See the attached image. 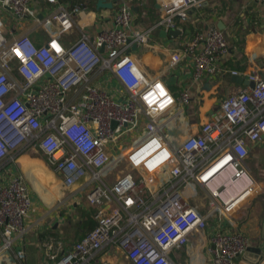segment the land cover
Wrapping results in <instances>:
<instances>
[{
    "label": "built area",
    "instance_id": "2783aa9c",
    "mask_svg": "<svg viewBox=\"0 0 264 264\" xmlns=\"http://www.w3.org/2000/svg\"><path fill=\"white\" fill-rule=\"evenodd\" d=\"M46 1L36 8L38 0H0V264L26 260L24 249L14 246L27 233L32 200L17 157L31 150L44 156L64 189H81L95 209V226L72 247L41 246L48 264H109L100 256L108 245L131 264H173L172 249L205 230L213 213L232 212L254 191L250 183L226 201L211 191L204 215L180 189L202 186L226 167L234 170L231 179L248 172L249 147L264 134V70L257 66L264 31H250L244 40L252 87L222 98L198 131L179 141L170 131L190 102L191 85L205 76L242 75L221 67L230 55L223 32L195 31L179 48L153 45L151 28L135 27L122 0L112 6L111 24L90 37L86 0ZM156 2L153 28L166 32L181 31L178 22L201 5ZM250 2L264 7V0ZM24 21L34 24L42 42L16 32ZM176 68L190 73L179 96L165 80ZM209 242L210 264H235L250 246L242 232L222 229Z\"/></svg>",
    "mask_w": 264,
    "mask_h": 264
},
{
    "label": "crops",
    "instance_id": "0c3cea01",
    "mask_svg": "<svg viewBox=\"0 0 264 264\" xmlns=\"http://www.w3.org/2000/svg\"><path fill=\"white\" fill-rule=\"evenodd\" d=\"M60 1L72 4L74 0ZM120 1L122 0L114 4ZM123 1L134 12L135 27L141 30L151 28L149 42L153 45L179 48L195 31H206L210 28L221 30L230 44V55L221 67L241 72L240 77L247 81L246 74L254 66L248 63L243 54L244 40L250 31H264V7L255 5L250 0H201L199 7L190 10L188 21L178 22L181 31L172 30L177 33L163 37V29L153 28L159 17L157 0ZM96 2L97 0H86L85 3L84 26L90 37L96 34L99 27L111 24L113 8L97 9ZM33 5L43 8L48 3L46 0H38ZM16 32H28L38 43L44 40L31 21H24L19 27L16 26ZM257 66L264 70V59H259ZM165 80L173 95L179 96L182 88L190 84L189 69L182 71L176 68ZM244 86L246 85H239L227 76L203 77L198 85H191L190 102L184 106V115L170 134L180 141L189 133L197 132L200 124L215 110L225 94L236 92ZM17 163L30 191L32 206L25 220L27 233L22 240L16 241L14 247L24 249V264H48L41 246L51 241L56 248L72 247L93 227L95 209L88 205L84 191L78 188L70 189L71 199H61L64 191L59 190H66L62 186L61 177L51 169L40 153L33 150L23 152L18 155ZM245 163L248 172L238 178L231 179L234 170L226 167L202 186L192 182L180 189L182 197L204 215L209 211L211 191H218L216 198L220 201L234 197L250 183H253L254 191L232 212L218 217L209 216L205 230L190 233L185 245L172 249L169 258L173 264H210L209 236L218 229L242 232L249 239L250 246L264 242V134L249 147ZM35 191H39L44 200ZM100 256L109 264H131L124 253L113 245L106 246ZM235 264H241L240 256L235 259Z\"/></svg>",
    "mask_w": 264,
    "mask_h": 264
},
{
    "label": "water",
    "instance_id": "95a60500",
    "mask_svg": "<svg viewBox=\"0 0 264 264\" xmlns=\"http://www.w3.org/2000/svg\"><path fill=\"white\" fill-rule=\"evenodd\" d=\"M117 0H111L107 2L106 0H97L96 8H108L111 9L113 4ZM156 7L158 4L156 3ZM177 31H169L168 33L163 31V37H166L167 34L175 35ZM231 79L237 84H244L246 86L252 87V84L248 81H244L240 76H232ZM114 125V123H113ZM241 264H264V242L257 246H249L246 251L240 256Z\"/></svg>",
    "mask_w": 264,
    "mask_h": 264
},
{
    "label": "rangeland",
    "instance_id": "374dc122",
    "mask_svg": "<svg viewBox=\"0 0 264 264\" xmlns=\"http://www.w3.org/2000/svg\"><path fill=\"white\" fill-rule=\"evenodd\" d=\"M224 96H227V94H225ZM109 183H111V181H109ZM59 185H60V184H59ZM36 187H39V186L36 185ZM60 188H61V186H60ZM59 191H60V192H63V191H64V193H63L61 199H65V198H66V200L71 199V197L69 196V195H70L69 193H70V191H72V190L66 191V190H62V189H60ZM35 194L38 195V196H40V197H43L42 194H41L42 196L40 195V192H39V191H35ZM38 198H39V197H38ZM81 198H82V196H81ZM41 199L44 200V197L41 198ZM82 200L84 201V197H83ZM52 203H53V201H52ZM201 214H202V213H201ZM212 216H213V217H218V215H217L216 213H213Z\"/></svg>",
    "mask_w": 264,
    "mask_h": 264
},
{
    "label": "trees",
    "instance_id": "16d2710c",
    "mask_svg": "<svg viewBox=\"0 0 264 264\" xmlns=\"http://www.w3.org/2000/svg\"><path fill=\"white\" fill-rule=\"evenodd\" d=\"M94 226H95V223H94L93 227H94ZM93 227H92V228H93ZM92 228H91V229H92ZM91 229H90V230H91ZM90 230H89V231H90Z\"/></svg>",
    "mask_w": 264,
    "mask_h": 264
},
{
    "label": "bare ground",
    "instance_id": "6f19581e",
    "mask_svg": "<svg viewBox=\"0 0 264 264\" xmlns=\"http://www.w3.org/2000/svg\"><path fill=\"white\" fill-rule=\"evenodd\" d=\"M215 167V166H214ZM217 168H215V170H216Z\"/></svg>",
    "mask_w": 264,
    "mask_h": 264
}]
</instances>
